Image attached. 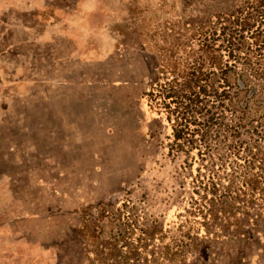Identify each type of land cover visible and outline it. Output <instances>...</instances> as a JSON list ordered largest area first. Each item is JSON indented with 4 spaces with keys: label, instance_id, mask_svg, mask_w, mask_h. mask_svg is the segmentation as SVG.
Masks as SVG:
<instances>
[{
    "label": "rangeland",
    "instance_id": "374dc122",
    "mask_svg": "<svg viewBox=\"0 0 264 264\" xmlns=\"http://www.w3.org/2000/svg\"><path fill=\"white\" fill-rule=\"evenodd\" d=\"M263 1L0 0V264H264L242 160L174 140L159 93ZM219 53L210 81L247 140L264 96Z\"/></svg>",
    "mask_w": 264,
    "mask_h": 264
},
{
    "label": "trees",
    "instance_id": "16d2710c",
    "mask_svg": "<svg viewBox=\"0 0 264 264\" xmlns=\"http://www.w3.org/2000/svg\"><path fill=\"white\" fill-rule=\"evenodd\" d=\"M226 22V25L219 28L220 45H215L218 38H214L207 45L209 48L205 55H201L189 71L176 73L173 79L180 78V81L172 79L175 83L164 85L159 93L174 104L177 112L174 140L181 139L189 144L199 141L205 148L230 141L227 149H232L233 156L242 160V163L231 161V166L238 168L230 172L234 174L241 168V193L249 197L258 194L264 198V115L256 124L245 129L248 133L247 140L236 139L234 142L242 126L233 109H228L229 115H226L222 98L229 95L226 96L223 91L218 93L210 81V73L213 71L208 70L209 67L217 68L220 63L217 60L223 55L215 53L222 49L226 52L225 70H231L241 78L245 76L243 87L246 93H250V97L264 96V1L247 11L241 9L235 14L231 13ZM205 61L208 63L207 68ZM240 151L244 155L238 158ZM216 174L213 171V176Z\"/></svg>",
    "mask_w": 264,
    "mask_h": 264
}]
</instances>
